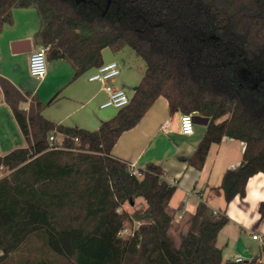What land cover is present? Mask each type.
<instances>
[{
  "label": "trees",
  "instance_id": "1",
  "mask_svg": "<svg viewBox=\"0 0 264 264\" xmlns=\"http://www.w3.org/2000/svg\"><path fill=\"white\" fill-rule=\"evenodd\" d=\"M24 8L39 16L36 40L47 61L69 63L73 79L105 65L107 48H132L146 69L131 103L96 131L46 119L58 94L48 103L32 96L26 110L28 99L0 75L28 141L0 158L10 172L0 179V264H264L259 256L223 263L217 238L229 217L204 202L175 241L169 205L177 182L154 163L134 174L113 154L163 97L171 115L210 119L191 158H181L191 167L202 170L225 136L246 142L241 166L228 169L221 186L227 204L246 196L249 179L264 173V0H0V36ZM51 133L63 136L58 150ZM139 198L143 212L123 209ZM127 221L139 228L123 238ZM33 240L38 253L23 256Z\"/></svg>",
  "mask_w": 264,
  "mask_h": 264
},
{
  "label": "crops",
  "instance_id": "2",
  "mask_svg": "<svg viewBox=\"0 0 264 264\" xmlns=\"http://www.w3.org/2000/svg\"><path fill=\"white\" fill-rule=\"evenodd\" d=\"M29 10L24 8L13 12V23L5 25L0 36L1 77L11 81L28 99L23 105L26 110L32 96L48 103L58 94L57 101L43 110L42 114L46 119L56 124L76 126L89 131L94 130L97 125L100 127L109 117L98 116L99 110H102L100 105L106 100L107 95L101 91L100 84L88 79L95 69L73 79L74 71L70 64L64 60H55L49 62L47 76L41 81H36L29 72L30 53H13L10 47L13 42L29 41L31 48H34V44L36 47L40 46L36 40L39 16L32 13L33 9ZM19 11L22 12L20 17H25L24 24L15 27L19 20L17 14ZM6 27L14 29L6 30ZM108 55L105 49L103 61L111 58ZM118 64L121 68V63ZM118 79L117 77L114 85L120 88V84L125 82L122 79L119 83ZM50 108H56V112ZM181 115L180 112L171 115L167 101L166 109L152 107L135 129L122 135L113 151L114 156L128 161L137 170L145 168L148 163L159 164L165 170L169 182L172 184L177 182L176 194L169 205L175 214L176 223L195 214L200 202H204L215 212H227L229 222L217 238V246L222 250L223 263L236 261L238 258L243 262L251 261L255 256H259L260 262L264 263V217L262 218L259 210L260 204L264 203V173L259 172L249 179L245 197L237 196L227 204L221 187L222 180L225 172L233 169L232 166L239 163L241 166L247 147L246 142L225 136L221 144H214L211 147L205 167L198 170L181 158H191L207 127H202L204 134L198 135L196 139L193 135L184 136L179 126ZM27 146L28 141L11 107L6 103L0 86V158ZM213 152L215 155L211 164L209 157ZM9 173L0 167V179ZM137 200L143 202L146 209V201L142 198ZM253 236H257V239ZM2 254L0 250V256Z\"/></svg>",
  "mask_w": 264,
  "mask_h": 264
},
{
  "label": "rangeland",
  "instance_id": "3",
  "mask_svg": "<svg viewBox=\"0 0 264 264\" xmlns=\"http://www.w3.org/2000/svg\"><path fill=\"white\" fill-rule=\"evenodd\" d=\"M29 9L31 10L33 8H29ZM13 12H16V10H14ZM21 13L22 12H20V11L17 13L19 15V20L17 21V25L15 27H18L21 24H24L23 23L24 22L23 19H25V17H23V16L20 17ZM32 13L36 15L35 9H33ZM10 29H14V28L13 27H6V30H10ZM33 47H34V49L38 48V47H36V44H34ZM106 52L109 54L108 56H111V58L105 59L104 60L105 63H109L110 61H113V60H116V61L121 63L122 73H121V76L118 77L119 78L118 80H119V83H121V81L123 79L125 83H123V84L121 83L120 84V88L122 90H124L127 95L132 97L133 93H134V89L139 85V83L141 81V76L143 75V73H144V71L146 69L145 61H143L142 58L139 55H137L135 53V51L132 48H130V47L124 48L121 52H119L117 54H114L110 48H107ZM47 64L49 65V62ZM154 106H155V108H161L162 107L163 109H166V101H165V99L164 98H160L159 100L156 101ZM50 110L55 111L56 108H53V109L50 108ZM117 111H118L117 109H114L112 107H108L107 109L99 110L98 116L101 117V118L102 117H109L108 119H111L118 113ZM176 122H177V119H175L174 125L177 124ZM195 126H196L195 127V133L193 134L194 139H196L198 137V135L201 136L202 134H204V130H203L202 126H197V125H195ZM98 128H99V126L97 125V127L94 130H92V131H96V130H98ZM51 135H53V133H51L49 136H51ZM55 136L57 137V141H60L62 139V137H63L60 134H56ZM214 155H215V152H213L210 155V157H209V161H210L211 164H212V162L214 160L213 159ZM123 209L125 211L126 210L129 211L133 215L135 212H143V210L145 209V205H144L143 202H141L139 200H136L135 201V205H130L129 203H126L125 206L123 207ZM186 219H187L186 217L184 219H181V221L176 224L177 227L175 226L174 229L171 231V235H172V237H173V239L175 241H179L180 240V238H181L180 234L181 233L185 234V232L187 230V226H185ZM125 228H126V231L123 232V234H122L123 238H127V236H129L130 233L132 232V229L139 228V224L137 222H134V221L133 222L127 221L125 223ZM40 243L41 242H35V240H33L29 244V246L34 247L33 250H31V251L30 250L22 251L21 252L22 255L23 256H28V255H31L32 253H36L37 254L38 251H35V249H36V247H38V245H40ZM19 255H18L17 258L22 257V255H20V256Z\"/></svg>",
  "mask_w": 264,
  "mask_h": 264
},
{
  "label": "built area",
  "instance_id": "4",
  "mask_svg": "<svg viewBox=\"0 0 264 264\" xmlns=\"http://www.w3.org/2000/svg\"><path fill=\"white\" fill-rule=\"evenodd\" d=\"M29 72L30 76L36 80L41 81L43 80L48 73V64H47V49L42 46H38L37 49H34L30 53L29 59ZM121 74V68L118 62L111 61L109 63H105V65L96 68L92 74L89 75V80L91 82H96L101 85V91H103L107 95V99L100 105V109L104 110L108 107H112L114 109L120 110L123 107L128 106L131 101L132 97L126 94L124 90L121 88H117L114 85L115 80ZM196 113L190 114H182L180 117V132L184 136H191L195 133V123H194V116ZM57 133H53V135L49 136V146L55 150L61 148L62 139L57 141V137L55 136ZM133 173L136 174V169L134 166ZM126 231L124 229L121 233ZM131 234V233H130ZM254 239H257V236H253ZM236 263H243L241 258L236 259Z\"/></svg>",
  "mask_w": 264,
  "mask_h": 264
},
{
  "label": "water",
  "instance_id": "5",
  "mask_svg": "<svg viewBox=\"0 0 264 264\" xmlns=\"http://www.w3.org/2000/svg\"><path fill=\"white\" fill-rule=\"evenodd\" d=\"M14 54L31 53L33 48L30 47L29 41L13 42L10 46ZM135 91V89H134ZM210 119L200 115L194 116V123L197 126L207 127Z\"/></svg>",
  "mask_w": 264,
  "mask_h": 264
}]
</instances>
